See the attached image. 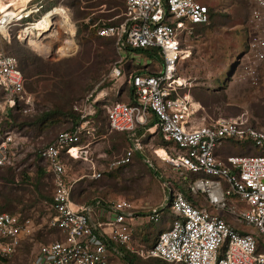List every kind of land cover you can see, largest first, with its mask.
Returning a JSON list of instances; mask_svg holds the SVG:
<instances>
[{
	"label": "built area",
	"instance_id": "obj_1",
	"mask_svg": "<svg viewBox=\"0 0 264 264\" xmlns=\"http://www.w3.org/2000/svg\"><path fill=\"white\" fill-rule=\"evenodd\" d=\"M44 1L29 0L24 5L9 6L0 13L3 39L9 42L13 31L17 30L18 40L29 43L38 36L39 41L42 33L55 31L56 15L63 21L66 14L75 28L60 0H50L56 2L55 7L41 16L47 7ZM253 2L251 22L255 34L250 48L255 52V60L246 70L252 82L257 84V65L264 62V0ZM125 5L127 17L120 26L98 30L100 37L116 38L118 59L110 76L118 79L124 75L123 66L135 63L138 54L135 50L157 49L162 64L155 74L137 70L129 75L133 102H116L108 108L110 130L133 138L138 127H144L148 116L152 115L156 119L155 130L174 147V153L162 159L176 170L198 176L190 186L191 193L205 195L209 203L218 208L225 207L227 199H240L247 209L231 212L240 222L255 228L258 234L239 232L224 219L176 192L167 197V205L174 214L170 227L160 233L151 248L137 252L132 246L133 232L129 225L133 218L132 203L113 202L110 205L112 216L106 223H96L89 209L75 208L66 159L87 154L80 144L84 134L93 128L95 100L90 96L82 101L80 108H75L80 113L78 125L58 133L39 152L54 186L51 204L54 215L50 226L64 239L41 244L33 264H112L111 257L117 252L115 244L124 245L144 259H160L170 264H264V129L246 126L238 118H220L196 126L190 98L180 93L183 85L177 76L178 63L189 57L186 43L193 35L194 27L209 24L208 6L198 0H125ZM46 16L50 27H38ZM0 88L6 94L1 103L3 111L15 110L18 102L25 98V78L19 60L1 52ZM5 136L0 137V167L15 166L11 151L13 136L9 132ZM228 139L249 141L261 150V154L232 155L222 160L216 149ZM140 150L141 144L136 142L111 167L130 164L135 152ZM95 176L98 178L101 174ZM149 219L158 221V212L152 213ZM35 228L29 217L0 213V256L14 255L23 240L33 236ZM257 236L262 239L261 252L258 251Z\"/></svg>",
	"mask_w": 264,
	"mask_h": 264
},
{
	"label": "rangeland",
	"instance_id": "obj_2",
	"mask_svg": "<svg viewBox=\"0 0 264 264\" xmlns=\"http://www.w3.org/2000/svg\"><path fill=\"white\" fill-rule=\"evenodd\" d=\"M22 1L24 0H0V13L8 6L14 5V2L19 4ZM60 1L67 9L75 28L73 27L70 36L60 28L62 17L56 15L55 31L39 36V42L49 48L47 54L35 51L29 41L27 44H19L11 38L8 42L0 35V52L16 57L26 78L25 98L17 104L18 110L14 112V115L20 117L18 122L5 123L6 120L2 118L9 111L0 112V137H6L8 132L13 136L14 146L11 151L15 162L13 182L0 172V204L1 199L9 195L8 191H13L15 196L24 200L22 203L15 201L11 208H0V213L31 217L38 225L34 236L24 241L10 258L1 257L0 264H33L41 244L61 239L60 232L50 226L54 215L51 209L54 194L52 176L38 154L58 133L73 127L72 120L67 115L76 110L75 108H80L82 101L87 97L96 98L101 92L107 94L101 101L102 115L95 125V138L81 143L89 145L88 159H71L66 163L70 174L81 178L74 185V202H92L100 197H124L137 206L140 213L147 215L148 211L166 202V196L174 190L191 194L190 185L195 181L192 180L193 176L174 169L154 154V151L165 144L160 132L151 137L149 134L143 139L140 137L144 150L140 151L141 155L134 156L132 164L109 168L112 162L121 159L131 142L127 135L110 130L107 121L108 108L116 102L132 103L133 96L126 82L127 77L123 75L113 80L110 76L116 59L107 64L101 62L94 69L89 67L92 64L87 63L88 53L77 38V33L84 26H90L89 29L96 35L97 28L104 23L117 25L121 20L123 23L127 17L126 5L118 16L121 19L112 17V11L105 5L91 8L90 15L82 18L83 7L93 4L95 0H79V8L74 6L77 0ZM199 1L209 6L212 20L207 26H195L193 35L187 38L186 49L190 57L178 63L177 71L178 76H186L188 79V85L182 93L190 95L194 101L200 103L203 108L202 115L207 122L220 118H238L244 121L246 126L264 129V62L257 65V84L252 82L246 70L255 60V52L250 48L255 34L251 22L253 0ZM44 3L47 7L41 16L56 5V2L50 0H45ZM37 39L38 36L34 41H38ZM67 40H73L76 44L77 49L71 55H67L65 48ZM136 55V64H131L133 69H136L135 66L140 67L141 60L146 57ZM161 64L159 60L152 59L148 71L155 72ZM96 71L99 78L94 79L90 74ZM5 97L4 90L0 88V104ZM50 113L53 115V123L47 120L41 124L42 119ZM223 144L224 148L220 153L223 160L232 155H258V148L252 143L228 139ZM146 157L154 163L155 168L147 165ZM93 162L97 171L102 174L98 180L89 179ZM169 211V208L160 209L161 218L158 222H144L136 229L132 243L135 250L150 248L155 244L158 235L169 228ZM92 217L96 220L93 214ZM250 228L251 234H258L255 228ZM118 247L119 245L115 244V248ZM134 255L135 264H170L160 259H144ZM112 257L114 264H130L124 256Z\"/></svg>",
	"mask_w": 264,
	"mask_h": 264
},
{
	"label": "crops",
	"instance_id": "obj_3",
	"mask_svg": "<svg viewBox=\"0 0 264 264\" xmlns=\"http://www.w3.org/2000/svg\"><path fill=\"white\" fill-rule=\"evenodd\" d=\"M255 7V5H254ZM145 57V56H144ZM190 57V55H189ZM146 58V60H145ZM144 59L141 60V66L139 68V72H149L147 67L151 64V59L148 58V57H145ZM187 59V58H186ZM185 59V60H186ZM184 60V61H185ZM115 63V62H114ZM140 64V62H139ZM125 76V75H124ZM178 76V75H177ZM126 77V76H125ZM180 78L179 82H181V84L183 85L182 87H180V93H182L183 89L187 87L188 85V79L186 76H178ZM129 79V77H128ZM126 80V82H128L129 86H130V89L132 90V96H133V89H132V86L130 85L129 83V80ZM114 80V79H113ZM183 95H186L190 98V101H191V109H192V116H193V121H194V125L196 126H200V125H207L208 123H212L214 121L211 120L210 122H207L205 120V117L202 115V111H203V108L202 106L200 105V103L194 101L192 99V97L186 93H182ZM105 96H107V94H105L104 92H101L99 94H97L96 98H91L92 100L94 99L95 100V103L97 102H100L102 101V99L105 98ZM132 102H133V97H132ZM217 120V119H215ZM95 120H94V123H93V128L90 129V133H87V134H84L83 138H82V142L84 141H89L90 138H95ZM155 125H156V119L152 116V115H149L148 116V122L147 124L144 126V127H141L139 126L138 127V130L137 132L135 133V135L133 136V138H130L127 134L128 139L129 141L131 142L129 147L126 149L125 153L127 152V150L131 147H133V145L136 143V142H139L141 144V150L143 149L144 150V144H143V137L145 135H148L151 137L152 135H154L157 131L155 130ZM112 131V130H111ZM114 132V131H113ZM117 133H120V132H117ZM140 135V136H139ZM142 139H141V138ZM164 140V139H163ZM225 141V140H224ZM224 141L222 142V144L216 149V154L218 156V158H220V153H221V150H223L224 148ZM81 142V143H82ZM164 145L159 149H162L166 152L167 155L171 154V153H174V147L172 145H169L167 142L164 141ZM80 147L83 148V150H85L87 152V154L84 156L82 155V157H78V158H75L74 160H77V159H80V158H86L88 159V154L90 153V150H89V145L87 144H80ZM157 149L156 151H154V154L160 158L161 160L162 157H160L157 153V151L159 150ZM140 150V151H141ZM168 150H171L170 152H168ZM135 152V154L133 155V157L131 158V163H133V159H134V156L139 154L141 155V152ZM125 153L121 156V158L125 155ZM73 159V158H71ZM220 159L223 160V157H221ZM164 161V160H163ZM145 162L147 163L148 166H150V168H155L154 166V163L153 162H150L149 159L146 157L145 158ZM98 163V162H97ZM113 163V162H112ZM92 164V167H93V171H92V174L90 176L89 179H93V180H98L99 178H101L102 174L97 171V168H96V164L93 162L91 163ZM129 165V164H128ZM126 165V166H128ZM171 166V165H170ZM109 168L111 169V164L109 165ZM118 168V167H117ZM97 174H101L100 177H96L95 175ZM189 174V173H188ZM198 177V176H197ZM67 178H68V181L72 184V194H73V191H74V185L81 180V178H78V177H74L72 176V174H70L69 170H68V167H67ZM84 178V177H82ZM191 182V181H190ZM191 186V185H190ZM177 191H173V192H170L171 194L173 193H176ZM180 192V191H178ZM170 193L168 195H170ZM182 193V192H180ZM183 194V193H182ZM192 203H194L195 205L199 206V207H203L205 209H207L208 211H210L212 214L224 219L227 223H229L232 227H234L236 230H238L239 232L241 233H250V231L252 230L249 226L243 224L242 222H240L237 218V215L236 214H233L231 211H233V209L236 210V213H240L241 211H244L247 209V206L244 202H242L240 199H237L235 197L233 198H230V199H227L226 200V205L225 207H215L213 206L211 203H209V201L206 199L205 195H195V194H184ZM166 202L162 203L160 206L158 207H155L153 209H151L150 211L147 212V215H144L142 213H140L138 210H137V206H134V210H133V218L129 221V225H130V228L132 229V232H133V237H134V233L136 231V229H138V227L142 226L144 222H147V223H152V222H158L160 220V215H159V220L158 221H151L149 219V216L152 214V213H155V212H160V209H168L169 208V212H170V217L169 219H171V223L173 221V218H174V214L173 212L171 211V208L167 205V196H166ZM119 200H125V201H128L130 202L128 199L124 198V197H118L117 198H113V197H107V198H97V199H94L92 202H84L82 200V202H74L73 201V204H74V207L79 209V208H86V209H89L90 210V214L92 216V214L95 216V219L94 220L96 223H106V220H108L109 217H111V209H110V205L115 202V201H119ZM204 201V202H202ZM131 203V202H130ZM133 204V203H132ZM52 209V208H51ZM155 211V212H154ZM107 215V216H106ZM111 215V216H110ZM31 218V217H29ZM32 219V218H31ZM33 220V219H32ZM34 224H35V221L33 220ZM171 223L169 224V226L167 225V228L170 227ZM35 232L34 234L37 232L38 230V225L35 224ZM33 234V235H34ZM160 235V234H159ZM158 235V236H159ZM32 237V236H31ZM31 237L27 238V239H24V241L30 239ZM132 241H133V238H132ZM133 243V242H132ZM143 249H146V248H143ZM142 250V249H141ZM137 252L140 251V250H136ZM118 252V253H117ZM117 252H115L113 254L114 257H121L123 256L122 253H120L117 249ZM135 254V253H134ZM139 256V255H138ZM111 262L112 264H114L113 262V257H111Z\"/></svg>",
	"mask_w": 264,
	"mask_h": 264
},
{
	"label": "trees",
	"instance_id": "obj_4",
	"mask_svg": "<svg viewBox=\"0 0 264 264\" xmlns=\"http://www.w3.org/2000/svg\"><path fill=\"white\" fill-rule=\"evenodd\" d=\"M83 1H85V0H83ZM88 1H90V0H86V2H88ZM75 2H74V6H77V8H79L80 7L79 0H77ZM104 5L108 8L109 11H112L111 12L113 14V15H111L112 17H118V16H120V12H121L123 6L125 5V0H95V2L93 4L86 5V6L83 7L84 13L81 12L82 18L88 17L90 15L89 10L91 8H98V7H101V6H104ZM208 9H209V16H210V21H209V24H210L212 19H211V10H210L209 6H208ZM105 17H107V16L105 15ZM118 19H121V17H118ZM93 20L94 19H92V25L94 24ZM124 20H125V18H124ZM121 22H122V20L118 21L117 25H112L111 23L102 24V26H99L97 28L96 35H95L94 32H92L93 30L89 29L90 26H84V28L78 30L77 38L83 43V45L85 47V52L88 53L87 63L92 64V66H89L90 68L92 67L94 69L95 66L99 65L101 62H105V64H107L109 62H113L114 59H116L115 61H117L118 52L116 50V38L115 37H100L98 35V30L100 28H102V27H107V26H120L122 24ZM209 24H207V25H209ZM207 25H198L197 27H204V26H207ZM86 33H87V35H86ZM16 34H17V30H14L13 33H12V37H11V38H13L12 40L16 41L19 44H27L26 42H22V41L18 40ZM135 52H137L138 54L144 55V56L150 58L151 60L152 59H157L160 62H162V59L158 55V50L157 49L135 50ZM86 56H87V54H86ZM132 66H131V64H126L125 67L123 66V68H122L123 74L127 77V79H128V77H129V75L131 73H133L134 71L139 70V68H140L138 66H137L138 68L135 66L136 69H133ZM19 68H20L21 72L23 73V71L21 69V66H20V62H19ZM160 68H161V66L158 67V69L155 72H153L152 74L157 73L160 70ZM147 69H148V67H147ZM95 70H97V69H95ZM97 71L96 72H92V74H90V76L93 75L94 79L99 78V73H98L99 71L98 72ZM23 75H24V73H23ZM24 78H25V76H24ZM25 84H26V78H25ZM131 93H132V90H131ZM19 102H21V101H19ZM127 104H131V103H127ZM94 106H95V116L93 117V119L95 120V123H96L98 118L102 115V109L100 108L101 101L95 103ZM17 110H18V107L15 110H12V109L8 110L9 113L7 115H5L4 118H2V119L6 120L5 123L9 124V122H12V121L13 122L17 121L18 122L20 117L18 115H14V112L17 111ZM0 112H2L1 104H0ZM64 115L66 116V114H64ZM67 116L70 117L71 120H72L73 127L70 129V130H72L80 122V113L77 112L76 110H74L71 113H69ZM47 120H50L51 123H53L54 119H53V115L51 113L47 114L45 116V118L42 119L41 124L45 123ZM64 131H67V130H64ZM230 140H235V139H230ZM235 141L242 142V141H238V140H235ZM242 143H251V142L246 141V142H242ZM256 153L261 154V151L259 149H257ZM39 158L41 159L40 155H39ZM68 160H71V158L69 157L68 159H66V163H67ZM0 172L4 173L6 177L10 178L9 180L11 182L14 181L15 166L0 167ZM189 175L194 177V178H192V180L197 178V175H194V174H189ZM51 180H52V177H51ZM52 183H53V180H52ZM8 192H9V195L5 196V197H3L1 199L2 203L0 204V206H1L0 208H2V209L11 208V205H13V203L15 201H18L19 203H22L23 200H24L21 197L19 198V197L15 196L13 191H8ZM72 200H73V196H72ZM52 202H53V198L51 199V204H52ZM14 215L20 216L21 218H26V217H23L21 214H14ZM243 234H245V233H243ZM60 236H61L60 240H63L64 236L61 233H60ZM257 239H258V242H259L258 251L261 252L262 251V239L259 238L258 236H257ZM49 243H51V242H49ZM46 244H48V243H46ZM118 251L123 254L124 259L125 260L127 259V261H129L130 264H135V255H134V253H131L130 251H128L124 245H119ZM10 257H6V258H10ZM0 258H1V256H0Z\"/></svg>",
	"mask_w": 264,
	"mask_h": 264
},
{
	"label": "bare ground",
	"instance_id": "obj_5",
	"mask_svg": "<svg viewBox=\"0 0 264 264\" xmlns=\"http://www.w3.org/2000/svg\"><path fill=\"white\" fill-rule=\"evenodd\" d=\"M27 1H29V0H24V1L20 2L19 4H16V2H14L13 4H14V6L24 5ZM63 17L65 19L60 23V28H62L63 31H66L69 34H71L73 32V27L74 26L70 23L69 20H67L66 14H64ZM38 27H40V28H43V27L44 28H46V27L48 28V27H50V21H49L48 16H46L45 19L40 24H38ZM30 46H32L33 49L35 51H38V53H40V54H45V53L47 54L49 52L48 51L49 48L47 46H45V45L43 46L42 43L39 42V41H30ZM65 46H66L65 47L66 51L68 52L67 55H71L77 49L76 48V44H75V42L73 40H67ZM74 153H76V149L74 150ZM157 153L162 158H166L167 157L165 151L162 150V149H159L157 151Z\"/></svg>",
	"mask_w": 264,
	"mask_h": 264
}]
</instances>
